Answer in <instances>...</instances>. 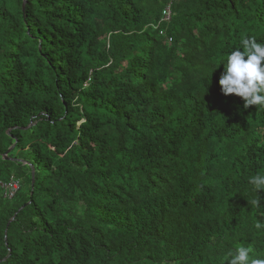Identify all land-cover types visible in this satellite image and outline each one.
Wrapping results in <instances>:
<instances>
[{
  "label": "trees",
  "instance_id": "16d2710c",
  "mask_svg": "<svg viewBox=\"0 0 264 264\" xmlns=\"http://www.w3.org/2000/svg\"><path fill=\"white\" fill-rule=\"evenodd\" d=\"M249 37L264 0H0V264L264 258V107L219 84Z\"/></svg>",
  "mask_w": 264,
  "mask_h": 264
},
{
  "label": "clouds",
  "instance_id": "9594fccd",
  "mask_svg": "<svg viewBox=\"0 0 264 264\" xmlns=\"http://www.w3.org/2000/svg\"><path fill=\"white\" fill-rule=\"evenodd\" d=\"M171 18L172 6L169 5L163 10L159 25L170 22ZM165 42L172 45L173 38L167 37ZM221 64L224 65V71L219 79L222 94L242 98L246 109L251 106L264 107V43L258 42L254 37L245 38L242 41V48L232 50ZM11 180L18 181L20 187L22 184L21 180L13 176L8 182L0 183L4 198L9 200L19 191L12 198L6 196L4 186ZM249 183L257 190H264V175L250 177ZM251 203L256 205L259 201L252 200ZM255 227L261 229L264 228V224L258 222ZM253 251L250 246L238 245L235 249L229 250L224 259L226 264H264V258L252 255Z\"/></svg>",
  "mask_w": 264,
  "mask_h": 264
},
{
  "label": "built area",
  "instance_id": "2783aa9c",
  "mask_svg": "<svg viewBox=\"0 0 264 264\" xmlns=\"http://www.w3.org/2000/svg\"><path fill=\"white\" fill-rule=\"evenodd\" d=\"M20 184L18 181L11 180L8 184L4 186L6 191V196L12 198L16 192L19 190Z\"/></svg>",
  "mask_w": 264,
  "mask_h": 264
},
{
  "label": "water",
  "instance_id": "95a60500",
  "mask_svg": "<svg viewBox=\"0 0 264 264\" xmlns=\"http://www.w3.org/2000/svg\"><path fill=\"white\" fill-rule=\"evenodd\" d=\"M24 9H25V3H24ZM9 152H10V150L7 152V154H9ZM34 183H35V171H34V169H32V184L34 185ZM27 205L28 204H26L23 208H25Z\"/></svg>",
  "mask_w": 264,
  "mask_h": 264
},
{
  "label": "rangeland",
  "instance_id": "374dc122",
  "mask_svg": "<svg viewBox=\"0 0 264 264\" xmlns=\"http://www.w3.org/2000/svg\"><path fill=\"white\" fill-rule=\"evenodd\" d=\"M0 188H1V184H0Z\"/></svg>",
  "mask_w": 264,
  "mask_h": 264
}]
</instances>
